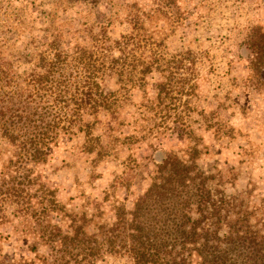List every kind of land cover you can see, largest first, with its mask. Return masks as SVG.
Masks as SVG:
<instances>
[{
    "label": "rangeland",
    "instance_id": "rangeland-1",
    "mask_svg": "<svg viewBox=\"0 0 264 264\" xmlns=\"http://www.w3.org/2000/svg\"><path fill=\"white\" fill-rule=\"evenodd\" d=\"M139 13L147 16L143 28L150 38L135 57L152 65V73L142 83L139 64L136 85L124 88L117 77H105L101 86L115 93L117 103L84 114L87 124L74 127L89 128L61 135L36 168L43 206L48 199L57 204L47 220L70 235L69 220L59 217L65 209L94 220L84 226L89 235L95 224L111 226L120 209L131 219L128 213L150 183L153 162L170 151L181 155L195 142L201 152L197 165L215 176L225 196L253 207V221L264 224V52L253 62L246 49L254 28L264 33V0H0V62L24 75L42 56L50 59L53 47L79 45L91 52L114 45L131 34L128 15ZM153 49L161 53L157 62ZM111 51L119 55L116 48ZM185 52L189 59L168 64ZM167 70L174 90L166 102H157L155 86L165 82ZM3 148L0 165L11 149L0 138ZM24 228L11 216L0 225V264H81L87 256L74 248L64 258L53 256L48 241L39 239L40 229L26 234ZM123 251L103 252L94 264H137Z\"/></svg>",
    "mask_w": 264,
    "mask_h": 264
},
{
    "label": "trees",
    "instance_id": "trees-1",
    "mask_svg": "<svg viewBox=\"0 0 264 264\" xmlns=\"http://www.w3.org/2000/svg\"><path fill=\"white\" fill-rule=\"evenodd\" d=\"M128 16L131 34L114 45L99 42L101 47L91 52L79 45L63 51L53 47L50 59L42 56L24 75L13 64L0 62V138L11 147L0 165V225L11 216L25 225L26 234L40 229L39 239L48 241L53 256L60 253L64 258L70 248L87 253L81 264H94L103 252L118 249L137 264H264V224L253 221V207L225 196L215 176L197 165L201 152L195 142L181 155L170 151L153 162L150 183L128 213L131 219L120 209L111 226L95 224V233L89 235L84 226L93 219H80L63 209L59 217L69 220L70 235L47 220L57 204L48 199L49 206H43V186L33 176L36 168L47 161L61 135L89 128L74 127L87 124L84 114L109 110L117 103L115 93H106L101 86L105 77H117L124 88L136 85L133 75L139 64L142 83L152 73V65L135 57L141 42L149 40L143 28L147 16ZM111 48L119 55L114 57ZM246 49L253 62L264 52L262 28L253 29ZM153 50L157 62L161 53ZM186 57L190 53L176 54L168 64L180 65ZM129 65L133 71L127 70ZM170 73L167 70L165 82L155 86L157 102H166L174 90ZM85 134L92 141L89 130ZM6 152L0 149V156ZM8 207L13 209L7 212Z\"/></svg>",
    "mask_w": 264,
    "mask_h": 264
}]
</instances>
